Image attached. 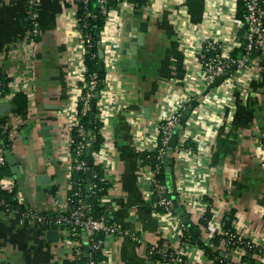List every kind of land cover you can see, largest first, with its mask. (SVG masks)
I'll list each match as a JSON object with an SVG mask.
<instances>
[{
	"label": "crops",
	"instance_id": "crops-1",
	"mask_svg": "<svg viewBox=\"0 0 264 264\" xmlns=\"http://www.w3.org/2000/svg\"><path fill=\"white\" fill-rule=\"evenodd\" d=\"M25 10L24 0H0V80L10 79L1 103L11 104L0 115V132L18 168L12 173L7 164L3 177L23 207L52 214L58 202L66 203L70 188V124L85 73L77 4L39 0V35L33 43L27 39ZM243 13L244 0H127L99 29L106 57L117 45L99 99L103 176L109 185L105 214L129 233L106 236L103 264H208L196 243L188 246L183 263L161 260L163 251L180 244L181 230L152 209L149 170L140 158L153 145L160 118L184 103L191 110L179 135L188 134L185 145L193 150L179 153L174 147L167 163L170 196L199 238L213 236L200 223L202 202L212 213V228H220L225 217L239 237L263 251L227 253L217 244L212 248L221 257L233 264H264V54L206 87L199 58L207 38L226 48L244 45ZM133 22H146V31L135 55L140 65L126 66L135 68L131 74L119 62L134 57L121 54ZM48 229L58 231L56 241L48 240ZM64 244L60 225L20 222L0 211V264H65Z\"/></svg>",
	"mask_w": 264,
	"mask_h": 264
},
{
	"label": "built area",
	"instance_id": "built-area-1",
	"mask_svg": "<svg viewBox=\"0 0 264 264\" xmlns=\"http://www.w3.org/2000/svg\"><path fill=\"white\" fill-rule=\"evenodd\" d=\"M78 1L82 3L84 15L86 17L89 11L88 4L90 0ZM126 1L127 0H117L118 5L126 3ZM38 2L39 0H24L26 7L25 16L28 21L27 39L29 40V43H33L39 35L37 21ZM97 2L99 4L101 14L105 16V20L115 13L116 7L108 6L107 0H97ZM86 25L85 21H78V30L80 32L82 45V66L85 73L80 93L77 96V107L80 106V109L78 110L76 108L72 123L70 124L72 128H76L77 136L79 137V141L75 147V152L72 151L70 146L71 165L70 175L68 177L70 187L73 184L71 177L72 171H85L88 168L87 161L79 159V157L96 139L95 133L86 129L84 124L80 122L82 117L90 115L91 105L95 100V93L97 90L100 93L98 83L101 81L98 70L86 73L87 65L85 64L84 56L89 52V49L93 45L92 34L88 31L85 32ZM239 25L246 30V41L243 45L240 56L238 57L232 55V52L237 48L233 46L226 48L218 39L212 37L204 40L200 49L199 58L205 87L211 84L218 76L223 75L225 77L231 75L235 68H240L242 70L247 69L255 53L264 54V0H244V13ZM116 48L117 45L113 44L111 49L112 52L109 53L107 57L105 55L103 57L104 79L106 78L110 67H112L115 62L116 56H114L113 51H115L114 49ZM97 49L98 51L101 50L99 41ZM92 56H96V53H92ZM97 59L100 60L98 53ZM99 99L96 100V106L99 108L98 117L102 122V126L99 129V133L102 135L104 126V107L99 103ZM185 108V103L180 104L173 108L165 116L160 118L157 127L158 131L156 132L157 134L154 138L153 145L146 150L148 152L154 151L156 161L153 164L144 162L149 170L148 190L151 196L152 209L159 215H162L166 219L165 222H168L174 228L181 230L179 237L180 244L166 249L161 254V260L167 263L185 262L187 248L192 244L191 233L189 232L187 226L176 217V211L172 198L170 197L169 187L167 183L159 177L161 167L167 164L168 141L172 135L175 134L177 137L175 148L179 151V153L182 151L193 150L192 146L185 145L188 134H176L177 131L180 132L183 130L184 124L181 129H177V126ZM104 146L105 139L100 145L99 150L93 154L95 164L100 166L103 173L105 172L104 162L106 161ZM5 164L6 147L4 141L0 139V169ZM96 176V174L92 175L93 178ZM102 180L106 182L105 176H102ZM7 181L8 178L0 177V189L6 188ZM8 187H12L11 184H8ZM98 189L97 184H88V190H91L89 193L96 195ZM73 196L75 197V200L70 204L68 202V198H66V203L64 204L58 202L56 210L51 215L37 213L34 210L25 207H23L22 210L9 209L8 207L7 211L8 214L18 218L20 222L33 220L45 226L52 223L60 225L64 229V245L66 249L65 264H97L96 254L99 252L103 253L106 236L129 233L128 231L122 229L117 222L109 221L105 213L98 217L94 216L90 212V205L86 204L85 195L82 193L80 188H77ZM192 201L194 200L189 202L191 203ZM194 204L195 202L191 203V205ZM2 205H4V200L0 198V207ZM199 206L202 207L201 217H203L207 207L203 205L202 202L199 203ZM211 220L212 216L210 220H208L207 225L204 226L205 232L208 236L214 235L216 232L225 236L227 242L226 251L228 253L231 250H238L245 253L252 252L256 254L263 252L262 249L252 240L238 237L237 234L223 228V221L220 228H212ZM134 239H136V237ZM85 247L89 248L87 257H85ZM211 263L212 260L210 259L208 264ZM99 264H103V262H99Z\"/></svg>",
	"mask_w": 264,
	"mask_h": 264
},
{
	"label": "trees",
	"instance_id": "trees-1",
	"mask_svg": "<svg viewBox=\"0 0 264 264\" xmlns=\"http://www.w3.org/2000/svg\"><path fill=\"white\" fill-rule=\"evenodd\" d=\"M130 1L136 2L137 0H130ZM75 2L77 4L76 18L78 19L79 22L85 21V24H87L86 28H85V32H87V31L90 32L92 34V37H93V45L89 49V52L86 53L84 56L85 64L87 65V72L86 73H88L89 71L98 70L99 60L97 59V53H98L97 45H98V38L99 37H98V34H96V29H101L103 27V25L105 23V16L101 14L97 0H90L89 1V4H88L89 11H88V14L86 15V17L84 15V9H83L82 3L78 0H75ZM107 5L110 7H117L118 2H117V0H107ZM242 49H243V46H241L238 49H235L232 52V55L238 57L239 54L241 53ZM92 53H96V56H92ZM256 54H259V53H255V55ZM9 80L10 79H8V78H2L0 80V99L10 92L9 87H8ZM102 83H103V80L99 81V83H98V89L100 91L104 86ZM79 107H77L78 110L80 109ZM98 113H99V108L96 106L92 122L89 119L90 115H86V116L82 117L81 121H80L82 124H84L86 129L91 130L96 135L95 141H93L89 147L90 152H91L90 158L92 161V163L89 167L91 169V181H90V183L91 184H93V183L97 184V189L99 188L97 190L96 195L89 193V197L91 199L90 204H89L90 205L89 208H90V212L96 217L105 213L107 205L103 200V196L106 193V190L109 186L104 180H102L103 170L100 168L99 165L95 164L94 159H93L94 158V155H93L94 152L98 151L100 145L104 142L103 136L99 133V129L102 126V122L100 121V119L98 117ZM176 134L179 135V131H177ZM2 136L3 135L0 132V139H2L4 141L6 148L9 147V144H10L9 141L2 138ZM78 141H79V137L77 136L76 128H73L72 129V142H71V149L73 152H75V147H76V144L78 143ZM140 158L143 160V162H146V163L148 162L151 164H153L156 161L155 156H154V151H152V152L142 151L140 153ZM79 159H84L85 161H87L86 153L84 152L79 157ZM167 163H168V161H167ZM7 168H8V165L6 163L0 169V177H3L5 175L4 173H6L5 170ZM165 168H166V165H163L161 167V171L159 173V177L164 182H166V180H167V177H166L167 172H166ZM84 172L85 171L73 170L71 173L73 184L71 185V187L69 188L68 193H67V198H68L69 204L75 200V197L73 196V194L77 190V188H80L82 190V193L85 196L87 194L86 188H85L86 176H85ZM93 174H96L97 176L95 178H93L92 177ZM90 191L91 190H89V192ZM0 198L4 200V205H2L0 207V211L3 212L4 214H8V211H7L8 207H9V209H20V210L23 209L22 204H19L17 199L15 198V191L13 189H7V188L0 189ZM46 215H51V214H46ZM211 216H212V213L209 210V207H207V210H206L204 216L200 217L201 225L206 226L207 222H208V220H210ZM223 228L228 229L231 232L235 233V231L231 227L230 221L227 220L225 217L223 218ZM188 230L191 233V242L196 243L197 245H199L200 247H202L204 249L208 258L212 260L211 264H233L232 262L225 259L224 257H221L219 255V252L217 250H213V248H212V247H215L217 244H222L225 252H227L226 251L227 242H226L225 236H223L221 233L216 232L210 238V241H206L204 239L199 238L198 236L195 237L189 228H188ZM250 253H252V252H249V254ZM104 259H105V257L101 252L96 254L97 264H99V262H103ZM246 259H247V256L243 257V260H246ZM249 264H256V263L254 262V260L253 261L250 260Z\"/></svg>",
	"mask_w": 264,
	"mask_h": 264
},
{
	"label": "water",
	"instance_id": "water-1",
	"mask_svg": "<svg viewBox=\"0 0 264 264\" xmlns=\"http://www.w3.org/2000/svg\"><path fill=\"white\" fill-rule=\"evenodd\" d=\"M127 31H128V37L129 39L128 40H125L123 43H122V48H121V54L122 55H126V56H134L132 57L131 59H125V60H120L119 62V66L123 69H125L128 73H131L133 74L135 72V68L133 67H129L127 68L126 66L128 65H133V66H139L141 61L140 60H137L135 58V55L137 53V48L138 47H141L143 46V43H144V33L146 31V22H139L136 24V22H133V26L132 28H127ZM99 33V29H96V34ZM98 55H99V62H98V71H99V77L101 80L104 79V74H103V57H104V54H103V51L102 50H99L98 51ZM240 56V54H239ZM224 79V76L221 75V76H218L216 77V79L212 82L211 86L213 85H217L219 84L222 80ZM104 85V83H102ZM100 97V93L99 91L97 90L96 93H95V100L92 102V105H91V113H90V116H89V119L90 121L92 122L93 120V116H94V112H95V109H96V100L99 99ZM11 108V104L10 103H0V115H2L4 112H8ZM190 110H191V107H188L182 114L181 116V119L179 121V124L177 126V129H181L182 128V125L185 123V121L188 119V116L190 115ZM176 140H177V137L176 135H172L169 139V142H168V157H167V161L170 160V156L172 154V151L176 145ZM86 157H87V166L88 168L85 170V176H86V185H85V188H86V193L87 195L85 196V202L86 204H90V197L88 196V193H89V190H88V184L90 183L91 179V169L89 168L92 161H91V158H90V148L87 147L86 148ZM6 163L8 165H10V169L12 170V173H16L17 171V165L15 163V159H14V156L10 153H8V151L6 150ZM166 172H169L171 170V167L169 165L166 164V168H165ZM168 180V178H167ZM170 183V181H168ZM173 201V204H174V207H175V211L178 215V217L180 218V220L187 226L191 227V224L188 220V218L186 217V214L184 212V210L182 209V207L178 204V202L176 201V199L173 197L172 199ZM191 230H192V234L197 237L199 236V232L196 228H193L191 227ZM46 236L48 238V240H51V241H56L57 240V237H58V231L55 230V229H48L46 231ZM89 248L88 247H85V257H87V252H88ZM246 264V263H245Z\"/></svg>",
	"mask_w": 264,
	"mask_h": 264
}]
</instances>
